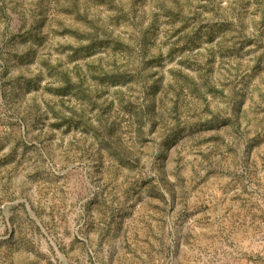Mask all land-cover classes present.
Returning <instances> with one entry per match:
<instances>
[{"label":"rangeland","instance_id":"374dc122","mask_svg":"<svg viewBox=\"0 0 264 264\" xmlns=\"http://www.w3.org/2000/svg\"><path fill=\"white\" fill-rule=\"evenodd\" d=\"M0 264H264V0H0Z\"/></svg>","mask_w":264,"mask_h":264}]
</instances>
